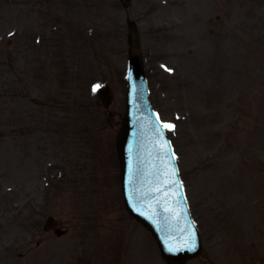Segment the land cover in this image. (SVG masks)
<instances>
[{
    "label": "rangeland",
    "instance_id": "1",
    "mask_svg": "<svg viewBox=\"0 0 264 264\" xmlns=\"http://www.w3.org/2000/svg\"><path fill=\"white\" fill-rule=\"evenodd\" d=\"M127 19L202 243L184 264H264V0H0V264H167L120 193Z\"/></svg>",
    "mask_w": 264,
    "mask_h": 264
},
{
    "label": "water",
    "instance_id": "2",
    "mask_svg": "<svg viewBox=\"0 0 264 264\" xmlns=\"http://www.w3.org/2000/svg\"><path fill=\"white\" fill-rule=\"evenodd\" d=\"M129 35L127 37L128 45L130 46L129 51V68L130 74L128 79V90H127V111L126 116L124 118V121L122 123L120 133L117 140V149L119 153V160L121 163V184L123 187V194L124 199L126 201L127 207L129 209V213L134 216L137 220L142 222L148 229L153 230L150 223L144 218V216L138 212L130 209L129 205H132V202L134 200L138 199V196H136L137 193H134L132 189V185L130 184L128 188L125 187V181L128 179L130 174V167L128 165H131L132 163L138 162L142 157V150L135 147L136 144V136L139 133V131L145 127L148 124V127L150 129L155 128V122L151 118V115L149 114L148 108L142 110V107H144V95L146 98V92H145V86L143 81V75L141 71V64H140V56L138 51V38L136 36V30L132 22H129ZM98 96L102 102L103 107L107 108L111 99L112 95L108 88H99L98 89ZM148 117H146V115ZM144 139V137H142ZM156 146V145H155ZM155 146H152L151 144H148L149 153L155 155L158 159L154 163L160 164L161 166H156L152 169L153 176H159L162 173H165L166 169L164 168V165L162 163L161 157L158 155L159 150L153 149ZM170 156V155H169ZM171 158V156H170ZM172 161V159H171ZM132 162V163H131ZM175 175V170L173 167L172 162V168L170 170ZM126 173L127 177H126ZM175 198L178 200L179 205L181 208H183V200L180 195L179 186L177 183L176 186V194ZM141 202H137L139 204ZM172 203H169L167 205H170ZM180 208V209H181ZM183 211V209H181ZM54 226L53 219L48 218L45 224V229L52 228ZM55 234L57 236H61L64 234L63 231L56 229ZM192 247H188L182 252L179 253H170L175 250L180 249H174L172 251H168L165 246L161 248V252L163 257L171 264H181V262L186 259L193 257L198 254V252H194L193 249L190 250Z\"/></svg>",
    "mask_w": 264,
    "mask_h": 264
},
{
    "label": "snow or ice",
    "instance_id": "3",
    "mask_svg": "<svg viewBox=\"0 0 264 264\" xmlns=\"http://www.w3.org/2000/svg\"><path fill=\"white\" fill-rule=\"evenodd\" d=\"M101 87V85H94L93 86V91H95L96 89H98V88H100ZM165 127H169V128H171L172 126L171 125H165Z\"/></svg>",
    "mask_w": 264,
    "mask_h": 264
}]
</instances>
